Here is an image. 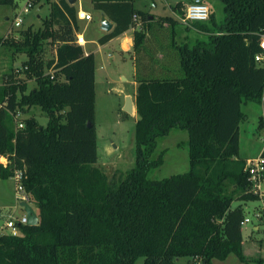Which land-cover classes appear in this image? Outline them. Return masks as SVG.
<instances>
[{
	"label": "trees",
	"instance_id": "obj_1",
	"mask_svg": "<svg viewBox=\"0 0 264 264\" xmlns=\"http://www.w3.org/2000/svg\"><path fill=\"white\" fill-rule=\"evenodd\" d=\"M50 1L43 28L23 30L21 42L4 41L27 53L24 73L37 86L28 91L27 79L13 74L0 85V177L23 173L39 225L20 226L19 236L1 235L0 264H177L181 258L214 264L230 255L246 262L245 210L233 202L260 199L249 191L240 125L247 119L243 106L264 109V67L255 62L264 0H220L223 23L213 29L197 23L208 40L193 46L176 42L178 20L156 21L134 0H92L114 24L100 45L134 28V16L142 25L133 39L135 58L142 60L135 74L136 165L117 181L96 166V60L76 44L78 10L67 0ZM15 4L0 0V6ZM182 8H175L180 18ZM165 26L169 38L162 44ZM45 44L58 45L49 62ZM150 44L166 56L152 54ZM32 108L46 114L47 125L31 116L17 129L12 114ZM258 127L264 129V114ZM175 128L188 133L190 169L151 180L150 172L163 163L152 159L158 139Z\"/></svg>",
	"mask_w": 264,
	"mask_h": 264
},
{
	"label": "rangeland",
	"instance_id": "obj_2",
	"mask_svg": "<svg viewBox=\"0 0 264 264\" xmlns=\"http://www.w3.org/2000/svg\"><path fill=\"white\" fill-rule=\"evenodd\" d=\"M27 0H16L14 6H0V85L13 74L16 79H27L24 73V61L28 55L24 52H17L9 45H5V39L9 42H21V32L32 27L36 32L43 28V22L38 15L44 16L48 11V0H41L43 9L39 11L36 7L29 13H24L23 9ZM194 0H134V6L137 10L145 13L150 18L157 20L163 18H173L179 23L175 25V36L178 44L183 43L184 37H188V43L193 46L196 41H206L208 36L200 34L196 30H187L180 21V16L175 13V8L180 2L191 4ZM211 9L213 18L209 22L201 23L208 28L213 29L223 23L224 5L220 0H203ZM91 0H79L76 7L83 11L93 13ZM20 16L23 23L20 27L14 26L15 17ZM200 24V25H201ZM158 26V25H157ZM197 23H193V29ZM81 33L86 41L85 51L94 54L96 60V98H95V132L98 146V162L96 166L101 169L110 179L117 181L120 177L124 178L136 165L135 154V124L137 115H128L124 112L127 96L135 99L137 84L135 83L136 66L142 65V60H136L132 49L129 52H123L117 45L110 44L102 47L99 39L103 34L98 30L96 21L87 23L79 22ZM162 30L164 38L162 44H167L169 31L166 28ZM58 45L45 44L44 60L49 62L56 58V49ZM152 54L157 55L159 59L164 57L165 53L158 51L157 47L149 45ZM152 48V49H151ZM169 54L174 55L171 49ZM148 53V52H147ZM149 55V54H147ZM145 57H149V56ZM166 56V55H165ZM171 57V56H170ZM149 64V60H146ZM170 61V60H168ZM137 66V67H138ZM49 71H47L48 73ZM63 79V77H62ZM28 91L37 86L34 79H27ZM247 119L240 125V156L244 159L253 160L259 157L264 150V129L258 127L259 119L264 114L263 106L256 103H249L242 107ZM35 117L38 123L46 126L48 118L40 108H32L27 113L22 112V119ZM188 133L179 128L173 129L170 134L164 138L158 139V147L153 154L152 159L163 158V163L157 169L150 172L151 180H163L175 175L185 174L190 169V159L188 153ZM264 192V183L262 184ZM260 199L249 202H241L235 199L233 207L242 205L245 210L246 218L250 223L246 224L243 230L245 243H253L251 249L253 253L258 252V247L262 246L264 253V194ZM11 200L10 204L6 202ZM16 195V182L13 178L3 180L0 177V209L6 215H12L19 218L25 214L24 210L18 205ZM30 206L37 210L34 202ZM8 216H6L7 218ZM5 218L0 220V225L5 222ZM258 228V230H256ZM7 230L3 231L6 233ZM249 248L247 254L249 255ZM177 264H190L189 258H181ZM215 264H260L259 261L249 258L246 262L240 261L236 255H230L225 261L215 260ZM264 264V262L262 263Z\"/></svg>",
	"mask_w": 264,
	"mask_h": 264
},
{
	"label": "built area",
	"instance_id": "obj_3",
	"mask_svg": "<svg viewBox=\"0 0 264 264\" xmlns=\"http://www.w3.org/2000/svg\"><path fill=\"white\" fill-rule=\"evenodd\" d=\"M38 0H27L26 5L23 9L24 13H29L33 7L35 6V3ZM211 17V9L203 0H195L192 2L185 10V16L180 19L181 23L185 26H190L193 23H207L209 22ZM77 18L80 21H92V15L83 11L80 9L77 13ZM23 23V20L20 18V16H17L14 20V26L20 27ZM134 30H142V25L139 22V18L137 16H134ZM76 44L83 46L86 45V41L84 39L83 35H77ZM261 53L257 54L255 57V62L264 67V36L262 37L261 43H260ZM55 71H52L51 74L54 75ZM53 77V76H52ZM14 117V120L17 124V129H22L24 127V122L22 119V112H17L12 114ZM2 163L4 166L7 165V160L2 159ZM246 171L249 174V181H250V192L258 197H263V187L262 184L264 183V158H262V152L256 159L253 160H247L246 163ZM13 179L16 182V195H17V201L18 206L20 207L21 202H26L30 205V198L24 191L23 186V173L22 172H15ZM21 208V207H20ZM23 209V208H21ZM6 216H8L6 218ZM5 218V222L0 225V236L5 234L3 231L7 230L6 233L19 236L21 235L20 226L27 225V216L26 213L22 215L19 218H14L12 215H6L1 209H0V220ZM250 223V219L246 218L242 223V228L245 227L246 224ZM194 264H202L201 262L197 261Z\"/></svg>",
	"mask_w": 264,
	"mask_h": 264
},
{
	"label": "crops",
	"instance_id": "obj_4",
	"mask_svg": "<svg viewBox=\"0 0 264 264\" xmlns=\"http://www.w3.org/2000/svg\"><path fill=\"white\" fill-rule=\"evenodd\" d=\"M54 1H56V0H51L50 2L51 3H53ZM79 1V0H78ZM78 1H77V3H78ZM92 1V0H91ZM195 1V0H194ZM193 1V2H194ZM77 3H76V5H77ZM180 3H182V10L185 12V10H186V8L190 5H187V4H184L183 2H180ZM92 4V8H93V3H91ZM76 5H74L75 7H76ZM48 11H47V13H46V15L44 16V18L42 17V16H40V15H38V18L43 22V19H45V18H47L48 16H49V13H50V5L48 4ZM36 7H38L39 8V11H41L43 8V5H42V3H41V0H38V1H36V3H35V6L33 7V9L34 8H36ZM77 8V7H76ZM81 8H77V10L79 11ZM93 10H94V8H93ZM88 13V12H87ZM89 14H91L92 15V21H90V22H87V23H92V22H95L96 21V26H97V28H98V30L99 31H101V33L103 34V36H105L106 35V33L105 32H103L102 30H101V25H100V22H101V19H102V13L101 12H99V11H93V13L91 12V13H89ZM212 14V13H211ZM16 17H17V15H16ZM15 17V18H16ZM107 17V16H106ZM108 18V17H107ZM15 20V19H14ZM109 20V19H108ZM79 22H83V21H80L79 20ZM14 23V22H13ZM185 28L187 29V28H189V30H196V29H193V24L192 25H190V26H185ZM79 30H80V27H79ZM197 32H199L198 30H196ZM200 34H204V33H201V32H199ZM77 35H83V34H81V33H79V34H77ZM204 35H206L207 36V34H204ZM103 36H101V38L103 37ZM185 39L183 40V42H188V40L187 39H189L187 36L186 37H184ZM133 39H134V29L132 28V29H130V30H128L127 32H125L123 35H121V36H119V37H117V38H115V39H113V40H111L110 42H108L107 44H105V45H100V46H102V47H105V46H109L110 44H113V43H118L117 45L121 48V50L123 51V52H129L131 49H132V47H133V45H134V43H133ZM208 40V39H207ZM206 40V41H207ZM83 47V49L85 48V45H83L82 46ZM84 51H85V49H84ZM85 54L86 55H88V54H90V52H87V51H85ZM136 83V82H135ZM246 159H249V158H246ZM7 204H10L11 203V200H9V201H7L6 202ZM36 213H37V215H38V209L37 210H34ZM256 230H258V228H256ZM251 245H252V247H253V243H250V244H248V243H243V247H244V254H245V256H246V259L247 260H249V258H251L252 260H255V261H259V263L260 264H262L263 262H264V253L262 252V246L260 245L259 247H258V252L257 253H253L254 251H256L257 249H255L254 250V248H253V252H251L252 251V249H251ZM248 248H249V255L247 254V251H248ZM179 262V261H178ZM215 264V263H214Z\"/></svg>",
	"mask_w": 264,
	"mask_h": 264
},
{
	"label": "water",
	"instance_id": "obj_5",
	"mask_svg": "<svg viewBox=\"0 0 264 264\" xmlns=\"http://www.w3.org/2000/svg\"><path fill=\"white\" fill-rule=\"evenodd\" d=\"M77 1L78 0H67V2L71 6L76 5ZM100 25H101V30L106 34L110 33L114 28V24L110 20H108L106 15L103 13H102V19ZM124 112L127 113L128 115H133L134 113H136L133 97L127 96ZM89 127H91V124H89ZM20 207L23 208L24 212L26 213L27 221H28L27 225L29 226L39 225V217L37 213L34 211V209L28 203L21 202Z\"/></svg>",
	"mask_w": 264,
	"mask_h": 264
}]
</instances>
